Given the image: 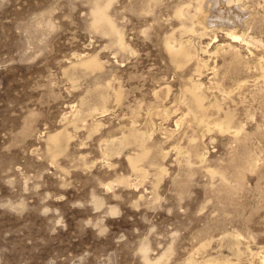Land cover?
I'll list each match as a JSON object with an SVG mask.
<instances>
[{
	"label": "rangeland",
	"instance_id": "obj_1",
	"mask_svg": "<svg viewBox=\"0 0 264 264\" xmlns=\"http://www.w3.org/2000/svg\"><path fill=\"white\" fill-rule=\"evenodd\" d=\"M223 2L0 0V264H264V0Z\"/></svg>",
	"mask_w": 264,
	"mask_h": 264
},
{
	"label": "bare ground",
	"instance_id": "obj_2",
	"mask_svg": "<svg viewBox=\"0 0 264 264\" xmlns=\"http://www.w3.org/2000/svg\"><path fill=\"white\" fill-rule=\"evenodd\" d=\"M232 1V2H231ZM237 0H230V3L231 4H233L234 3V7H235V5L238 3V6H236L237 7V10H239L238 8H240V5H239V2H236ZM196 2H197V7L195 8V9H197V11H198V14H196V15H198V22H199V24L200 25H202L203 26V28L204 29H208L209 28V25H208V16H210L211 15V11L213 10V8H214V4H218L219 5V7H217V11L220 13L219 14V16H221V17H224L225 15H226V13L225 12H227V9H228V7H227V9H225L226 8V6H224V8H222L221 7V5L223 6V5H227L228 3H225L224 4V2H223V0H196ZM227 2V1H226ZM240 3H241V1H240ZM245 3V2H244ZM231 7H232V5H231ZM233 9V8H232ZM231 10V9H230ZM235 10H236V8H235ZM244 10V9H243ZM184 11L185 10H183V9H179V11H178V13H179V15L180 16H183V14H184ZM196 11V12H197ZM233 11H234V9H233ZM215 12V11H214ZM236 12V11H235ZM177 13V14H178ZM187 13V12H186ZM188 14V13H187ZM191 14V13H190ZM212 14H213V12H212ZM231 14V13H230ZM244 14V13H243ZM96 16H97V20L99 21V20H106V16L108 15H106V13L104 12V11H101V10H99V11H97L96 12V14H95ZM194 15V14H193ZM229 16V15H228ZM188 17V15L186 16V18ZM194 17H195V15H194ZM232 17V16H231ZM108 18V17H107ZM189 18V17H188ZM190 18H192L191 16H190ZM245 18V17H244ZM195 19V18H194ZM196 19V20H197ZM212 19H213V17H212ZM220 19V18H219ZM184 20V19H183ZM195 20V21H196ZM245 20V19H244ZM193 21V20H192ZM233 24L235 23V24H237V25H239V28L242 30V32H244L243 30L244 29H246L247 27V25L245 24L244 25V23H243V19H242V16H241V14H233ZM192 23V22H191ZM195 24V23H194ZM192 25V24H191ZM201 26V27H202ZM244 26L246 27V28H244ZM192 27V26H191ZM237 27V26H236ZM113 28V27H112ZM202 28V29H203ZM241 30L239 31V34H240V32H241ZM115 31V30H114ZM197 31V30H196ZM189 32V31H188ZM193 33V32H192ZM236 32H234V39L236 38V39H238V37H236V34H235ZM244 34V33H243ZM189 35V34H188ZM230 35V34H229ZM189 36H192V35H189ZM186 37V36H185ZM235 39V40H236ZM242 39V38H241ZM240 39V40H241ZM192 41H193V39H192ZM196 44V43H195ZM168 45V44H167ZM172 46V45H171ZM196 47H198L197 45H196ZM176 49V48H175ZM235 55V54H234ZM198 61V60H197ZM200 64V63H199ZM204 70V69H203ZM197 99V98H196ZM204 101V100H203ZM205 104V103H204ZM136 160V159H135ZM195 261V260H194ZM191 263H192V261H191ZM148 264H158V262L157 261H154V262H149ZM193 264H198L197 262L196 263H194L193 262Z\"/></svg>",
	"mask_w": 264,
	"mask_h": 264
}]
</instances>
